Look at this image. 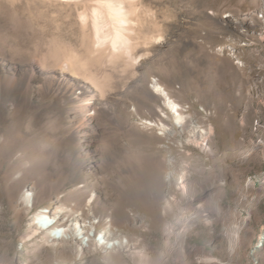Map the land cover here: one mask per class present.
<instances>
[{"label": "rangeland", "instance_id": "rangeland-1", "mask_svg": "<svg viewBox=\"0 0 264 264\" xmlns=\"http://www.w3.org/2000/svg\"><path fill=\"white\" fill-rule=\"evenodd\" d=\"M108 1L0 0V264H264V0Z\"/></svg>", "mask_w": 264, "mask_h": 264}, {"label": "bare ground", "instance_id": "bare-ground-1", "mask_svg": "<svg viewBox=\"0 0 264 264\" xmlns=\"http://www.w3.org/2000/svg\"><path fill=\"white\" fill-rule=\"evenodd\" d=\"M98 1H100V5L104 4L103 0H98ZM107 7L110 11V15L112 17H114L116 20H118L119 23L126 21L127 18H125V14H124L122 5H118V3L116 4L115 2H111V0H110L107 2ZM97 12H98V10H97ZM220 32L225 33L224 30H222V29L220 30ZM116 36H117V38H116L117 40H115V42L118 43V41L122 37L120 34V31L117 32ZM225 37H227V36H225ZM225 39H227V38H225ZM172 69H175V66H173ZM76 73L77 72L75 70L72 75L77 77V78H80V76L77 75ZM3 79L7 83L12 82V77H10V76L4 75ZM89 80H90L89 76L83 78V81H85V82H90ZM155 89H156V91L154 94H156V95L164 94V88H162V86L160 84H158V82L155 84ZM92 98H94V96H92ZM177 117H178V119H182L183 116L178 115ZM52 214H53V210L50 207L43 206L41 208L39 216L36 219V222L40 228H42V229L48 231V233H50L51 238L54 241L63 240V238H64L63 228H61V226H59V224H57V222L54 219ZM86 229H87L86 231H84L80 234V239L82 242H85V243L86 242H95L96 246L97 245H104L107 248H111V246H113L115 244V241L110 239V238L114 237L112 234L102 236V233L97 230L96 226L92 227L91 225H88Z\"/></svg>", "mask_w": 264, "mask_h": 264}]
</instances>
